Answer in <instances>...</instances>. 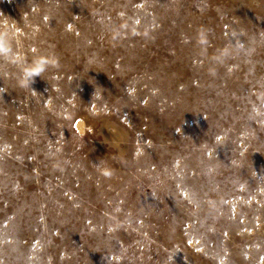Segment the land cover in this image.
Listing matches in <instances>:
<instances>
[{"label":"rangeland","instance_id":"374dc122","mask_svg":"<svg viewBox=\"0 0 264 264\" xmlns=\"http://www.w3.org/2000/svg\"><path fill=\"white\" fill-rule=\"evenodd\" d=\"M4 20L59 67L21 88L0 58V264H264V0H0Z\"/></svg>","mask_w":264,"mask_h":264},{"label":"clouds","instance_id":"9594fccd","mask_svg":"<svg viewBox=\"0 0 264 264\" xmlns=\"http://www.w3.org/2000/svg\"><path fill=\"white\" fill-rule=\"evenodd\" d=\"M3 33L4 35L0 37V58L16 64L21 68V73L17 78V84L21 88H28L30 82L33 77L40 75L42 72L46 71L47 67H59L58 60L55 57L47 58L44 56H39L32 61L31 64H25L23 57L17 55L12 51V45L9 35V26L8 21L4 20L3 22ZM112 38L118 39L121 35V32L118 28L113 27L111 29ZM205 34L203 32L200 33V38ZM102 174L110 177L112 172L108 169H102Z\"/></svg>","mask_w":264,"mask_h":264},{"label":"bare ground","instance_id":"6f19581e","mask_svg":"<svg viewBox=\"0 0 264 264\" xmlns=\"http://www.w3.org/2000/svg\"><path fill=\"white\" fill-rule=\"evenodd\" d=\"M76 126H77V128H78L79 131H83L84 130V123H83V121L78 120Z\"/></svg>","mask_w":264,"mask_h":264}]
</instances>
